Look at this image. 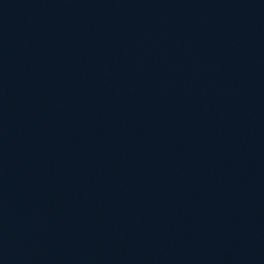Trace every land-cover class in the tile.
<instances>
[{"label":"water","instance_id":"water-1","mask_svg":"<svg viewBox=\"0 0 264 264\" xmlns=\"http://www.w3.org/2000/svg\"><path fill=\"white\" fill-rule=\"evenodd\" d=\"M0 264H264V0H0Z\"/></svg>","mask_w":264,"mask_h":264}]
</instances>
